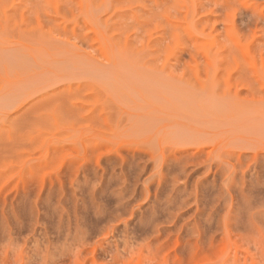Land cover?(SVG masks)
Returning <instances> with one entry per match:
<instances>
[{
	"label": "rangeland",
	"instance_id": "rangeland-1",
	"mask_svg": "<svg viewBox=\"0 0 264 264\" xmlns=\"http://www.w3.org/2000/svg\"><path fill=\"white\" fill-rule=\"evenodd\" d=\"M0 264H264V0H0Z\"/></svg>",
	"mask_w": 264,
	"mask_h": 264
}]
</instances>
